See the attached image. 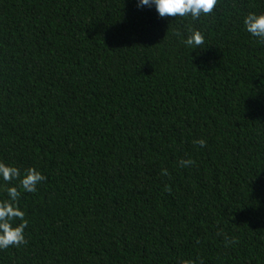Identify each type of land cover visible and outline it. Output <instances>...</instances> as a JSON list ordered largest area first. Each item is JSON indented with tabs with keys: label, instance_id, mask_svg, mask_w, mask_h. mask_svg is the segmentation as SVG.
Wrapping results in <instances>:
<instances>
[{
	"label": "trees",
	"instance_id": "16d2710c",
	"mask_svg": "<svg viewBox=\"0 0 264 264\" xmlns=\"http://www.w3.org/2000/svg\"><path fill=\"white\" fill-rule=\"evenodd\" d=\"M249 12L264 0L196 20L136 0H0V160L46 177L20 190L26 243L0 264H264V43Z\"/></svg>",
	"mask_w": 264,
	"mask_h": 264
},
{
	"label": "clouds",
	"instance_id": "9594fccd",
	"mask_svg": "<svg viewBox=\"0 0 264 264\" xmlns=\"http://www.w3.org/2000/svg\"><path fill=\"white\" fill-rule=\"evenodd\" d=\"M217 3L218 0H136L138 8L154 7L161 18L191 17L193 20L201 15L211 14ZM243 25L247 33L264 43V12H249L244 16ZM182 43L194 51L201 48L200 46L204 43L203 34L199 30L190 29ZM195 143L201 147L206 146L204 139ZM193 163L191 158L182 159L179 161V166L187 168ZM160 174L167 176L168 172L166 169H161ZM44 180L46 177L35 167L22 171L17 166L0 160V188L6 193V198L0 200V250L8 249L10 246L19 247L26 243L27 221L18 203L20 190L35 193ZM13 181L16 183H12ZM184 264H195V261L189 260Z\"/></svg>",
	"mask_w": 264,
	"mask_h": 264
}]
</instances>
